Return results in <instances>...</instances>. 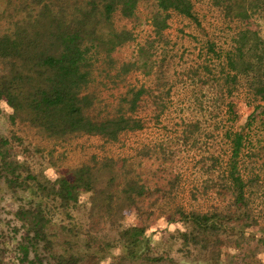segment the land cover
<instances>
[{
    "label": "rangeland",
    "instance_id": "374dc122",
    "mask_svg": "<svg viewBox=\"0 0 264 264\" xmlns=\"http://www.w3.org/2000/svg\"><path fill=\"white\" fill-rule=\"evenodd\" d=\"M23 1L0 0V34L29 20L34 4ZM192 2L196 19L169 11L158 34L153 0H139L130 18L119 9L106 20L95 11L90 17L97 27L86 53L92 99L87 113L112 116L121 104L139 124L116 140L83 133L48 136L0 98V264H56L61 257L66 264H264V128L259 123L264 116L246 126L253 109L246 97L234 92L222 99L215 88L220 54L239 30H256L264 42V3L250 18L239 19L225 17L213 0ZM123 31L130 38L108 50L111 35ZM241 130L245 145L236 162L246 182V206L239 207L226 170L229 135ZM84 164L92 166L96 188L104 189L111 177L108 191L121 199L125 181L141 190L134 205L93 210L88 190H80L69 205L47 195L56 178H71ZM5 166L16 168L15 184L5 180ZM20 208H41L47 220L46 241L35 242L24 260L19 245L29 240L23 239L27 229L16 216ZM191 213L218 214L221 225L204 232L189 221ZM128 227L150 236L142 257L129 258L123 249Z\"/></svg>",
    "mask_w": 264,
    "mask_h": 264
},
{
    "label": "trees",
    "instance_id": "16d2710c",
    "mask_svg": "<svg viewBox=\"0 0 264 264\" xmlns=\"http://www.w3.org/2000/svg\"><path fill=\"white\" fill-rule=\"evenodd\" d=\"M28 1L24 0L23 3L34 4L30 7L33 11L28 14L29 20L17 23L11 33L0 34V98L14 112L26 116L33 127L39 128L48 136L83 133L114 141L123 131L137 129L138 121L127 114L121 104L112 116L98 118L88 115L92 99L87 92L90 70L86 53L89 42L96 40L93 35L96 33L97 22L90 18L94 16V11L99 12L103 20L109 18L116 9L124 17L130 18L134 15L139 0ZM153 1L157 9L152 17V25L157 34L166 27L169 11L196 19L192 11V0ZM213 2L225 17L247 19L262 7L259 4L264 3V0ZM261 9L264 11V7ZM129 38L126 31L112 34L109 40L111 47L108 50ZM92 45L95 46L94 43ZM220 56L216 65L218 80L215 88L219 90L222 99L228 98L234 92H241L246 97L248 105L253 108L246 122L248 126L252 121H257L258 117L264 116V42L256 30L243 28L234 37L232 46ZM140 93L141 90L133 93L128 111L135 108ZM227 107L230 113H234L233 105ZM259 123L263 124L260 126L263 129L264 118ZM228 140L231 155L227 162V186L228 189H233V203L239 207L246 206V182L238 171L236 162L237 155L245 145L243 130L232 132ZM15 169L13 166H5L3 169L8 184H15L19 180L15 176ZM112 181L110 177L104 189L96 188L97 177L92 166L84 164L72 171L71 178H56L53 192L47 195L58 199L63 205H69L77 200L80 190H88L93 194V210L99 207L108 211L112 205L121 210L134 205L135 197L142 191L136 190L130 181H125L124 187H121L124 194L121 199L119 194L108 191L113 187ZM40 185L39 189L46 192L47 187ZM16 216L27 229V238L23 239L29 241L19 245L24 260L35 242L46 241L44 226L47 220L41 208L37 211L20 208ZM221 220L218 214H189V221L204 232L217 230ZM122 236L127 257H142V251L148 245L150 236L145 238L140 227H128ZM182 237L187 241L186 234L182 233ZM65 259H57L56 264H66Z\"/></svg>",
    "mask_w": 264,
    "mask_h": 264
}]
</instances>
